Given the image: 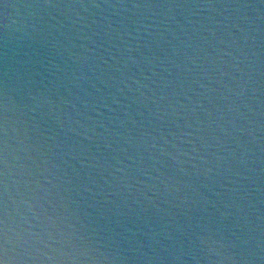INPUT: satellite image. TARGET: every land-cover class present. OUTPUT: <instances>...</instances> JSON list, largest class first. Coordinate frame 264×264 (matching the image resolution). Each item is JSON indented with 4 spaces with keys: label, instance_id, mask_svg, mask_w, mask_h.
Listing matches in <instances>:
<instances>
[{
    "label": "water",
    "instance_id": "1",
    "mask_svg": "<svg viewBox=\"0 0 264 264\" xmlns=\"http://www.w3.org/2000/svg\"><path fill=\"white\" fill-rule=\"evenodd\" d=\"M0 264H264V0H0Z\"/></svg>",
    "mask_w": 264,
    "mask_h": 264
}]
</instances>
